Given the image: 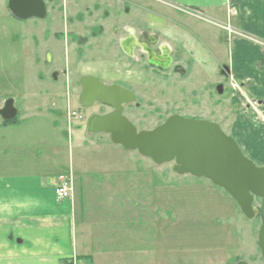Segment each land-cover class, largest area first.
I'll return each instance as SVG.
<instances>
[{
    "label": "rangeland",
    "instance_id": "obj_1",
    "mask_svg": "<svg viewBox=\"0 0 264 264\" xmlns=\"http://www.w3.org/2000/svg\"><path fill=\"white\" fill-rule=\"evenodd\" d=\"M45 2L48 15L42 22L50 29L52 43L48 42L39 49L34 48L33 44L30 46L28 39H25L31 36L23 28L29 23L12 16L8 9L9 0H4V6L3 0H0V106L4 107L7 101L20 97V93L26 91L46 89L45 92H50L55 78L50 73L56 71L60 76L58 86L63 88L61 93L65 96L55 99L52 93L48 102L38 111L39 114L35 113L22 127L9 125L5 129L1 127L3 120L0 118V165L36 163L43 168L49 165L58 170L61 165L73 162L76 169L91 171L93 176L98 173L101 176L110 161L123 166L124 160L120 154L127 151L112 143L101 144L98 138L110 141L108 135L87 134L92 116L111 113L112 109L101 104L92 109L79 105L80 80L84 76H93L106 85L118 84L132 90L137 101L126 107L125 114L139 131H152L170 116L180 115L219 123L220 128L230 133L240 112L237 96L244 107L258 115L262 112L261 105L255 106V100L246 94L240 82L236 83L240 91L237 89L234 92L230 88V81L224 78L219 67L221 60L212 56L205 44L206 38L210 36L218 39L224 48L221 50L222 61L230 57L228 40L235 32L238 33L232 24L235 13L228 11L227 22H222L212 15L171 8L159 0ZM225 17L222 15L221 18ZM32 21L36 24L41 22L37 19ZM124 26L147 33L155 32L162 41L176 45V70L146 72L144 60L135 63L129 61L118 45L120 38L125 35L122 31ZM235 37L250 42L254 39L247 34ZM256 39L258 45H264L262 39ZM31 47L35 49L34 56ZM49 49L58 51L56 70L52 69L53 65L43 61L44 51ZM32 59L43 62L41 66L36 65L41 70L39 79L34 77L36 62L33 63ZM222 85H225V90L221 88V91L218 88ZM67 96L71 111H76L81 117L72 122L68 116ZM16 107H22L20 99ZM16 137L19 140L15 143L13 140ZM258 144L262 145L261 142ZM34 149L42 151L39 159H35ZM111 153H114L113 156ZM133 154L136 157L133 160L135 166L143 170L144 165H138L137 162H149L148 170L155 172L154 179L146 171L149 182L154 179L155 184L159 182L165 187L161 196L164 204L159 203L161 207L150 206L148 202L150 219L167 220H155L154 224L150 222L152 220L148 221L149 232H156L157 246L160 240L166 241L161 238L164 232L169 236L180 237L178 249L176 246L170 247V250L174 248L173 253H178L179 264H236L240 260L249 264H264L258 244L261 215L249 220L237 203L211 181L190 175L180 176L174 171L173 163L157 166L137 151ZM257 165L264 167L262 163ZM71 178L74 184L73 176ZM216 192L222 193L225 199ZM168 195V201L174 203L173 208H168L166 204ZM254 206L260 211L261 200L256 199ZM152 244L156 246L155 239L148 242L147 262H160L161 255L158 252L166 249L160 246L159 250L154 249ZM166 254L161 262L172 264L174 256L167 257Z\"/></svg>",
    "mask_w": 264,
    "mask_h": 264
},
{
    "label": "crops",
    "instance_id": "obj_2",
    "mask_svg": "<svg viewBox=\"0 0 264 264\" xmlns=\"http://www.w3.org/2000/svg\"><path fill=\"white\" fill-rule=\"evenodd\" d=\"M159 1L171 8L212 15L222 22H227V7L231 6L237 10L233 26L248 36L264 41V0ZM222 15L226 17L221 18ZM41 22L36 24L30 20L26 21L29 26H23L27 34H31L25 38L28 39L27 43L39 49L48 42L52 43L48 25ZM228 43L230 57L222 61L223 44L212 36L206 38L205 42L208 52L221 60L219 67L229 68V74L241 83L246 94L261 104L262 112L258 115L238 101L240 112L231 132L223 130L236 140L249 159L264 166V46L238 37H232ZM170 45L169 51L178 48ZM34 48L31 47L33 56ZM49 50L44 51L43 61L53 65L52 69L56 70L58 51ZM32 61L36 62L34 77L39 79L41 70L36 65L41 66L43 62L37 59ZM50 74L54 76L56 73ZM59 80L54 78L56 83L52 84L50 92H45L46 89L26 91L20 93V97H14L15 106L20 99L22 107L17 109L18 121L13 125L24 126L28 119L41 111L52 93L55 99L65 96L61 93L63 88L58 86ZM1 127L7 129L3 124ZM18 140L16 137L13 142ZM98 140H101V144L112 143L103 137ZM19 142L23 143L21 140ZM260 142L262 145H256ZM33 153L35 159L42 156L40 149H34ZM133 153L121 152L123 166L110 161L101 176L99 173L93 176L91 171L76 169L73 162L66 166L59 164L58 170L49 165L43 168L36 163L0 165V264H164L161 261L166 253L167 257L174 256L172 264H179L178 253H173V247L178 249L180 237L162 232L161 238L166 241L160 240L158 246L166 250H159L156 232H149L148 202L150 206L161 207L159 203L164 204L161 196L165 187L159 182L154 183L156 174L148 170L149 162H137L138 165H144L143 170L135 166L133 160L136 157ZM146 171L151 173L150 177H154L151 182L147 179ZM63 174L73 176L74 194L72 199L58 201L56 181ZM216 193L225 197L222 193ZM168 200L169 195L166 204L168 208H173L174 203ZM150 220L153 224L167 221L154 217ZM154 239L156 246H151L159 250L161 261L148 263V242Z\"/></svg>",
    "mask_w": 264,
    "mask_h": 264
},
{
    "label": "water",
    "instance_id": "obj_3",
    "mask_svg": "<svg viewBox=\"0 0 264 264\" xmlns=\"http://www.w3.org/2000/svg\"><path fill=\"white\" fill-rule=\"evenodd\" d=\"M9 10L19 20L44 19L47 16L43 0H10ZM150 63L162 64L166 59L153 57ZM80 104L91 109L96 104L112 108L105 115H94L89 121L88 134L110 136L113 144L127 151H137L156 165L174 164L178 175L207 179L224 190L252 220L259 215L254 207L261 200L262 225L258 244L264 260V167L245 156L235 139L226 135L219 125L205 120L171 116L152 131H139L125 115V107L135 102V95L119 85H106L93 76L80 81ZM221 91V87L219 88ZM13 100L0 109V118L13 121L18 111ZM237 264H249L240 261Z\"/></svg>",
    "mask_w": 264,
    "mask_h": 264
},
{
    "label": "flooded vegetation",
    "instance_id": "obj_4",
    "mask_svg": "<svg viewBox=\"0 0 264 264\" xmlns=\"http://www.w3.org/2000/svg\"><path fill=\"white\" fill-rule=\"evenodd\" d=\"M195 11V10H192ZM122 31L125 32L124 37L120 38L119 40V46L121 48V40L123 39H129L130 41L127 44V52L125 53V56L129 59V61L135 63V62H141L142 60L145 61L147 68H145V71L148 70L152 71L153 73H165V72H174L176 70V58H175V50L169 51L168 43L167 41H162V38L157 33H147L144 31H138L137 29L131 27V26H124L122 28ZM136 38L137 41L135 43L132 42L131 38ZM255 43L258 44L259 41L255 38ZM168 44V45H167ZM166 46V47H165ZM171 46V45H170ZM262 46H264L262 44ZM165 49V52L163 51ZM151 54L153 57H161L163 55V58L166 59L165 62H162V64H152L150 63V57ZM172 69V70H171ZM177 71H180V69H177ZM229 71V70H228ZM223 74L225 76L228 73L223 71ZM63 75H66L64 71H62ZM55 78L58 80L60 78L58 72H56ZM59 76V77H57ZM229 76L227 75L226 78ZM128 89V88H126ZM228 89V88H227ZM130 90V89H128ZM229 90V89H228ZM132 91V90H130ZM136 96V95H135ZM137 101V97H136ZM134 104V103H133ZM132 105V104H131ZM184 117V116H183ZM188 118V117H186ZM192 119V118H190ZM201 120V119H199ZM203 120V119H202Z\"/></svg>",
    "mask_w": 264,
    "mask_h": 264
},
{
    "label": "built area",
    "instance_id": "obj_5",
    "mask_svg": "<svg viewBox=\"0 0 264 264\" xmlns=\"http://www.w3.org/2000/svg\"><path fill=\"white\" fill-rule=\"evenodd\" d=\"M233 89L236 91L237 89L240 91L239 87L236 85V83H233L232 85ZM69 118L72 121L78 120L81 118L76 112H70ZM56 194L59 200H64L67 198H70L73 194V182L72 179L62 176L59 178V184L56 190Z\"/></svg>",
    "mask_w": 264,
    "mask_h": 264
},
{
    "label": "trees",
    "instance_id": "obj_6",
    "mask_svg": "<svg viewBox=\"0 0 264 264\" xmlns=\"http://www.w3.org/2000/svg\"><path fill=\"white\" fill-rule=\"evenodd\" d=\"M16 121H17V119H15V120L12 121V122L4 121V122H3V125H4V126H8V125L14 124ZM259 216H260V215H259ZM260 217H261V216H260ZM238 262H239V261H238Z\"/></svg>",
    "mask_w": 264,
    "mask_h": 264
},
{
    "label": "bare ground",
    "instance_id": "obj_7",
    "mask_svg": "<svg viewBox=\"0 0 264 264\" xmlns=\"http://www.w3.org/2000/svg\"><path fill=\"white\" fill-rule=\"evenodd\" d=\"M166 47V46H165ZM163 51L165 52V49H163Z\"/></svg>",
    "mask_w": 264,
    "mask_h": 264
}]
</instances>
